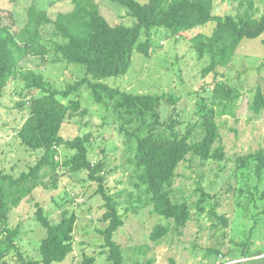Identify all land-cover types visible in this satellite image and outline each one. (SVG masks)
Instances as JSON below:
<instances>
[{
  "label": "rangeland",
  "instance_id": "obj_1",
  "mask_svg": "<svg viewBox=\"0 0 264 264\" xmlns=\"http://www.w3.org/2000/svg\"><path fill=\"white\" fill-rule=\"evenodd\" d=\"M95 1L111 24L130 25L134 21L125 6L112 0ZM32 4L45 9L50 19L73 7L71 0H0V23L13 30L21 28L26 9ZM213 6V14L217 15L236 16L245 10L256 18L264 14V0H215ZM214 28V21L181 33L153 28L147 56L134 51L124 74L97 80L133 95L158 93L176 97L173 115L181 120L176 129L182 133L198 118V106H213L218 82L239 95L232 108L234 114L215 116L219 139L212 148L222 145V159L200 160L187 154L175 170L172 186L167 188L172 201L188 208L185 225L152 212L153 201L138 185L139 172L134 165V136L143 130L137 121L127 124L126 114L116 109L112 100H94L88 86L94 77L87 74L85 66L69 63L55 51V45L64 40L54 33L52 23L41 27L45 59L23 58L19 64L21 73L8 81L0 98V174L16 178L43 154V149H28L19 136L31 112L32 99L44 94L42 90L26 88L22 72L31 69L41 73L46 88L66 89L79 83L68 96H56L68 107L59 135L64 139L90 135L87 157L92 164L102 165L99 174L104 177V190L112 196L123 221L113 235L121 245L122 264H264V177L257 176L255 161L249 157L264 150V106L259 112L250 107L258 90L264 97V34L242 39L226 66L203 74L209 55L197 56L194 36L198 32L210 35ZM71 101L78 102L77 109L69 106ZM160 108V119L164 120L171 109L166 104ZM220 108L213 106L216 113ZM152 120L147 115V121ZM158 130L163 131V126ZM199 136L198 131L195 137ZM73 153L57 147L53 166L43 164L26 184L30 193L15 204L11 197L6 199V226L18 229L14 237L17 250H10L0 264L40 260L39 248L46 229L38 219L39 213L51 224L66 215L75 216L72 251L64 261L54 264H113L101 232L108 225L103 218L105 200L87 169L74 171L65 164ZM158 225L167 231L154 240L151 235Z\"/></svg>",
  "mask_w": 264,
  "mask_h": 264
},
{
  "label": "trees",
  "instance_id": "obj_2",
  "mask_svg": "<svg viewBox=\"0 0 264 264\" xmlns=\"http://www.w3.org/2000/svg\"><path fill=\"white\" fill-rule=\"evenodd\" d=\"M112 1L129 10L134 18L132 24H111L100 13L95 0H71L72 9L58 13L54 19L48 17L45 9L32 4L26 9V20L21 28L13 30L0 23V98L8 81L21 73L19 64L23 58L39 56L45 59L46 49L40 41L41 27L44 23H52L54 33L64 40L55 45V51L67 62L85 66L87 74L94 77V82H88L94 100L97 103L112 100L113 106L126 114L127 124L137 121L143 130L141 134L134 136V165L139 172L138 185L144 187V192L153 201L152 212L165 219H172L177 225H185L189 219L188 208L184 203L172 201L167 188L172 186L175 170L186 160L187 154L200 160L222 159V145L212 148L213 143L219 139L215 116L232 114L239 95L223 82H218L211 104L220 106V110L216 113L213 106H198L195 113L198 118L182 133L176 129V124L181 123V120L174 119L173 115L176 112V97L158 93L133 95L120 92L97 80L124 74L131 64L134 51L147 56L152 46L150 35L153 28L161 27L181 33L214 21L215 28L210 35L198 32L194 36L197 56L202 58L205 54L209 55V63L202 69V73L207 74L219 66H226L242 39L257 38L264 34V14L259 18L247 10L236 16L213 14L215 0H148L145 3L138 0ZM142 37L143 41L140 40ZM262 43L264 44V38ZM21 76L26 88L42 90L44 94L32 99L31 112L23 123L19 136L24 146L31 150L43 149V154L34 166H30L28 171L21 172L16 178L10 174H0V259L17 248L14 237L18 229L6 226V199L11 197L12 204H15L30 193L26 184L35 177L43 164L53 166L56 148L63 146L74 151L65 164L74 171L87 169L90 178L98 182V192L107 207L103 218L108 220V225L101 231L104 235L103 246L108 248V259L113 264H122L121 245L113 239V235L123 221L112 196L104 190V177L99 174L102 165L92 164L87 157L90 135L87 133L72 139H64L59 135L68 107L56 96H68L78 88L79 83L68 85L66 89L46 88L41 73L27 69ZM162 104L171 109L164 120L160 119ZM69 106L77 109L78 102L71 101ZM263 106L264 97L258 90L250 107L259 112ZM147 115L152 117V122L147 121ZM158 126H163V131L158 130ZM198 131L200 136L196 138L195 133ZM249 157L255 161L257 176L264 177V150ZM38 219L45 227L46 235L39 248L40 260H32L31 264L64 261L72 251L74 214L66 215L54 224L41 213ZM166 231V227L158 225L151 237L158 240Z\"/></svg>",
  "mask_w": 264,
  "mask_h": 264
}]
</instances>
